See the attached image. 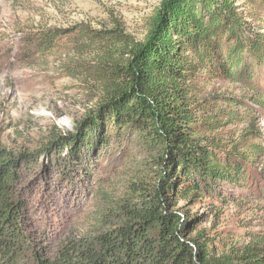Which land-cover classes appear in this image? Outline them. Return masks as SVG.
I'll return each mask as SVG.
<instances>
[{
	"label": "trees",
	"instance_id": "trees-1",
	"mask_svg": "<svg viewBox=\"0 0 264 264\" xmlns=\"http://www.w3.org/2000/svg\"><path fill=\"white\" fill-rule=\"evenodd\" d=\"M263 22L264 0H161L142 39L116 16L99 28L28 34L39 53L85 57L64 69L95 90L97 104L73 130H54L43 145L66 179L80 159L94 167L110 142L120 147L131 134L143 160L118 189L103 191L91 231L49 257L24 222L17 181L25 155L0 145V264H264L263 234L245 229L240 239L213 222L241 190H264L254 120L264 109ZM216 79L256 97L206 93Z\"/></svg>",
	"mask_w": 264,
	"mask_h": 264
},
{
	"label": "rangeland",
	"instance_id": "rangeland-1",
	"mask_svg": "<svg viewBox=\"0 0 264 264\" xmlns=\"http://www.w3.org/2000/svg\"><path fill=\"white\" fill-rule=\"evenodd\" d=\"M160 1L0 0V145L25 155L17 181L24 201V222L31 239L45 247L49 257L66 239L91 231L104 204L103 191L118 189L139 168L136 166L143 155L135 134H131L120 147L110 142L102 154L105 156L97 158L94 167L92 162L80 159L66 179L58 169L54 149L43 145L54 130H73V124L97 104L95 90L64 69L85 57L39 53L28 46L26 37L38 29L67 28L78 23L99 28L110 16H116L128 33L142 39ZM261 31L264 33V22ZM259 81L264 94V67ZM205 92L242 95L250 100L256 97L224 79L206 84ZM254 120L264 137V109L255 111ZM241 192L242 196L228 202L221 216L213 220L214 226L233 228L240 239L246 236L245 229L264 235V190L259 194L256 190ZM191 209L201 213L202 207L194 205Z\"/></svg>",
	"mask_w": 264,
	"mask_h": 264
}]
</instances>
